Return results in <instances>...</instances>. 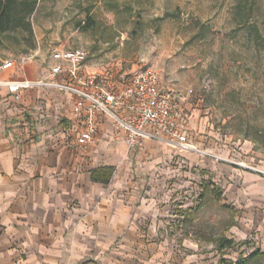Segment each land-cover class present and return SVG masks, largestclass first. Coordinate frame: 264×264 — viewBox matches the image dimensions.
Listing matches in <instances>:
<instances>
[{"label": "rangeland", "instance_id": "1", "mask_svg": "<svg viewBox=\"0 0 264 264\" xmlns=\"http://www.w3.org/2000/svg\"><path fill=\"white\" fill-rule=\"evenodd\" d=\"M32 23L33 48L9 41L0 63L28 57L45 65L56 46L83 47L102 79L153 70L185 95L189 135L201 150L216 144L264 171V0H38ZM145 149H128L132 185L120 195L147 199L151 213L116 241L121 263L125 250L135 264H236L254 251L248 264H264L263 243L229 237L235 212L223 184L202 185L207 174L190 161L181 168L174 148ZM225 238L233 243L221 248Z\"/></svg>", "mask_w": 264, "mask_h": 264}, {"label": "crops", "instance_id": "2", "mask_svg": "<svg viewBox=\"0 0 264 264\" xmlns=\"http://www.w3.org/2000/svg\"><path fill=\"white\" fill-rule=\"evenodd\" d=\"M8 60L13 66L0 70L1 81L46 80L52 65L26 57ZM86 71L97 70L87 66ZM74 101L73 94L47 86L23 88L19 99L0 87V264H135L125 250L128 257L121 263L115 244L133 235L137 221L151 213L147 199L120 195V187L132 185L128 162L135 154L128 152L123 133L116 137L105 115L93 117L96 142H83L87 119L73 116ZM153 143L147 141L142 150ZM241 146L250 150L248 142ZM207 149L213 156L176 150L181 168L190 161L209 177L202 185L216 189L223 184L226 204L235 212L229 237L253 239L259 249V242L264 244V173L229 161L253 162L240 152L216 144ZM101 168L113 169L108 181L92 178Z\"/></svg>", "mask_w": 264, "mask_h": 264}, {"label": "built area", "instance_id": "3", "mask_svg": "<svg viewBox=\"0 0 264 264\" xmlns=\"http://www.w3.org/2000/svg\"><path fill=\"white\" fill-rule=\"evenodd\" d=\"M87 55L83 47L65 49L56 46L50 52L52 65L46 80H0V87H7L17 99L23 88L33 85L73 94V116L87 119L81 131V139L87 144L96 142L97 127L93 117L98 114L109 118L116 137L123 133L129 150L142 149L147 141H152L181 152L213 156L201 150L190 138L184 94L163 86L159 75L149 69L135 70L118 82L102 79L99 71H86ZM12 66L11 60H5L0 64V70ZM62 75L66 76L65 80L57 81V76ZM229 161L239 167L264 173L244 158Z\"/></svg>", "mask_w": 264, "mask_h": 264}, {"label": "trees", "instance_id": "4", "mask_svg": "<svg viewBox=\"0 0 264 264\" xmlns=\"http://www.w3.org/2000/svg\"><path fill=\"white\" fill-rule=\"evenodd\" d=\"M38 0H0V48H6L9 41L16 43L27 42L33 48L32 16L37 8ZM264 40H260L263 42ZM264 43V42H263ZM259 144L264 147V138H259ZM112 168H101L92 173V178L98 181H108ZM221 248L230 246L233 240L224 239ZM260 255L252 252L246 258L238 260L236 264H248V261Z\"/></svg>", "mask_w": 264, "mask_h": 264}]
</instances>
